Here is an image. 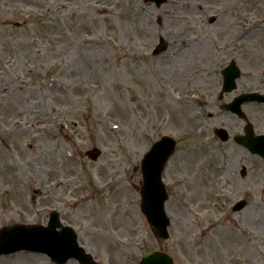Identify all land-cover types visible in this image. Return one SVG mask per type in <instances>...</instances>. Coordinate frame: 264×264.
<instances>
[{"label": "rangeland", "instance_id": "1", "mask_svg": "<svg viewBox=\"0 0 264 264\" xmlns=\"http://www.w3.org/2000/svg\"><path fill=\"white\" fill-rule=\"evenodd\" d=\"M179 1L193 4L176 2L183 21L168 11L175 0H0V228L46 225L55 210L100 264L156 249L174 264H264V160L213 133L243 126L217 95L230 60L237 92H264V0ZM160 37L167 49L153 54ZM244 110L264 133V104ZM162 135L177 146L163 172L170 237L159 241L134 186ZM0 264L54 263L20 251Z\"/></svg>", "mask_w": 264, "mask_h": 264}, {"label": "water", "instance_id": "2", "mask_svg": "<svg viewBox=\"0 0 264 264\" xmlns=\"http://www.w3.org/2000/svg\"><path fill=\"white\" fill-rule=\"evenodd\" d=\"M156 1L160 4L164 0ZM161 48L162 46H159L158 49ZM237 100L238 104L244 98ZM237 111L240 113V109ZM218 132L222 139L227 138L224 130L221 129ZM245 132V135H237L235 140L246 146L252 153H258L264 157V136H255L249 124L245 127ZM174 147L175 140L169 136H163L145 154L141 167L143 181L139 188L140 207L159 239H166L169 236L167 227L170 220L164 211L167 194L161 174ZM99 153L100 151L97 149L87 151L91 158H96ZM243 205L242 201L235 208L239 209ZM57 227L60 229L57 230ZM19 249L44 252L58 264L66 262L69 258H76L80 264H95L92 256L78 245L74 230L68 226H61L58 214L55 212L50 215L47 226L17 224L0 229V253H10ZM139 264H173V262L167 253L153 251L143 255Z\"/></svg>", "mask_w": 264, "mask_h": 264}, {"label": "bare ground", "instance_id": "3", "mask_svg": "<svg viewBox=\"0 0 264 264\" xmlns=\"http://www.w3.org/2000/svg\"><path fill=\"white\" fill-rule=\"evenodd\" d=\"M176 2L179 4V6L182 5L183 7H185V5H189L191 8L193 7V4H192V3H189V2H183V3L181 4V3L179 2V0H177V1L175 0V2H173V3H174V6L172 7V9H171V8H170V9L168 8V11H170L169 13H173V14H174V13H178V14H181V15H180V20H181V21L186 20V18H187L186 14H185V13H182V11H181L180 9H178V8H180V7L176 5V4H177ZM259 2H260V0H251L250 5H251L252 8H254V7H256V6L258 5ZM173 3H172V4H173ZM194 6H195V5H194ZM177 7H178V8H177ZM177 9H178V10H177ZM105 10H106V8H105ZM181 21H180V22H181ZM177 24H178V23H177ZM187 38H188V37H187ZM185 52H186V51H185ZM175 77H176V76H175ZM175 77H174V79H175V82H174V83H175V84H178V85L181 84V83H182L181 80H180V79H176ZM168 78L171 79L169 76H168ZM190 79H191V78H186V79L184 78L185 83H186V84H187V83L190 84V83H189V82H191ZM177 91H178V90H177ZM186 93H187V92H186ZM178 94H179V92H178ZM188 100L190 101V99L187 97V95H185V96L182 98V100L179 99L178 101H176V100H173V101H175V103H177V104H181V103L188 102ZM174 112H175V111H174ZM174 118L176 119V117H174ZM179 119H180V118H179ZM180 120H181V119H180ZM199 163H201V160L199 161Z\"/></svg>", "mask_w": 264, "mask_h": 264}]
</instances>
